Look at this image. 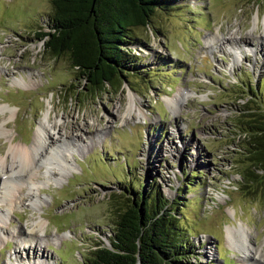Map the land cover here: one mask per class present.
<instances>
[{
    "label": "rangeland",
    "instance_id": "rangeland-1",
    "mask_svg": "<svg viewBox=\"0 0 264 264\" xmlns=\"http://www.w3.org/2000/svg\"><path fill=\"white\" fill-rule=\"evenodd\" d=\"M52 12L51 0H0V166L13 147H37L47 108L42 134L62 137L0 197V264L86 263L131 190L171 203L182 264H264V194L243 182L236 127L244 104L264 110V0H164L130 31L122 85L96 93L36 39Z\"/></svg>",
    "mask_w": 264,
    "mask_h": 264
},
{
    "label": "trees",
    "instance_id": "trees-1",
    "mask_svg": "<svg viewBox=\"0 0 264 264\" xmlns=\"http://www.w3.org/2000/svg\"><path fill=\"white\" fill-rule=\"evenodd\" d=\"M163 1L51 0L48 30H39L35 37L54 57L67 55L90 93L101 92L107 86L122 85L120 77L124 79L122 73L131 59L130 31L147 26ZM242 107L248 110L240 114L236 124L245 138L242 179L254 192L264 194V110ZM131 192L127 202L116 197L110 244L99 245L84 264H182L187 243L180 239L179 220L171 203L154 190ZM127 193V189L119 192L123 196Z\"/></svg>",
    "mask_w": 264,
    "mask_h": 264
},
{
    "label": "bare ground",
    "instance_id": "bare-ground-1",
    "mask_svg": "<svg viewBox=\"0 0 264 264\" xmlns=\"http://www.w3.org/2000/svg\"><path fill=\"white\" fill-rule=\"evenodd\" d=\"M133 100V99H132ZM165 101L168 105L175 106V100H172L170 98H165ZM49 101H47V105H49ZM128 113L131 112V107H128L127 110ZM50 111L49 108H47L42 116V118L37 122L36 126V132H35V142L32 143V146L37 142V147H24V146H15L12 148L11 151V162L9 164H3L0 166L1 168V174H0V197H2L4 200L6 196H8L11 192V188L13 187L12 182L16 181L17 179H13L14 175L21 176L24 175L25 178L29 175L31 168H33V164L35 161H42L46 156L45 154L50 153V149L55 145L56 141L61 139L62 137L59 135V132L52 134L49 136L50 133L42 134L43 133V125L48 120V115ZM56 127H59L56 125ZM41 135L43 136L41 141ZM48 140V143L46 141ZM47 148H46V147ZM42 147V151H39V148ZM38 155V159H36V156ZM29 169V170H28ZM20 177V178H21ZM1 200V199H0ZM7 200V199H6ZM9 200V199H8ZM234 229L227 228L226 229V238L229 246H234L235 241L238 239L235 238ZM241 231V232H239ZM237 235H239L240 239L238 240V244L242 247L243 251V260H250V258H254L256 256V251L253 253L251 250L252 248H249L250 243L248 241V235L244 233L243 228L239 226V229L236 230ZM241 240L244 241V243L241 242ZM236 246V245H235ZM37 247L36 246H28L27 251H33L35 253ZM17 259V258H16Z\"/></svg>",
    "mask_w": 264,
    "mask_h": 264
}]
</instances>
